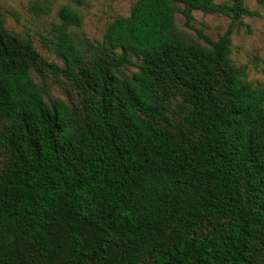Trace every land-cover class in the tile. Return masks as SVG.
Instances as JSON below:
<instances>
[{
  "label": "trees",
  "instance_id": "16d2710c",
  "mask_svg": "<svg viewBox=\"0 0 264 264\" xmlns=\"http://www.w3.org/2000/svg\"><path fill=\"white\" fill-rule=\"evenodd\" d=\"M195 12L227 29L211 39ZM58 16L62 65L0 9V264H264V88L231 60L234 26L259 12L136 0L95 42L72 32L76 10ZM45 73L76 107L45 99Z\"/></svg>",
  "mask_w": 264,
  "mask_h": 264
},
{
  "label": "rangeland",
  "instance_id": "374dc122",
  "mask_svg": "<svg viewBox=\"0 0 264 264\" xmlns=\"http://www.w3.org/2000/svg\"><path fill=\"white\" fill-rule=\"evenodd\" d=\"M136 0H83L75 5L70 0H0L5 27L19 37H29L34 48L50 62L62 65L53 51L56 27L60 24L58 12L64 6H70L81 16V25L72 30L73 33L85 36L89 41H100L108 26L116 17L127 16ZM224 2L226 0H214ZM245 4L259 12V16L243 18L234 26L231 37V60L233 64L244 70L247 80L254 86L264 88V4L257 0H244ZM39 3L43 8L49 7L48 13H41L34 7ZM229 24L223 15L194 13L193 25L201 29L211 39L217 40ZM176 25L180 31L195 37L194 32L183 27L181 15L176 16ZM136 68L129 67L131 74ZM46 74V73H45ZM34 81L41 85L38 74L32 72ZM47 101L62 99L70 107L77 104V96L70 81L60 77V81L46 74Z\"/></svg>",
  "mask_w": 264,
  "mask_h": 264
}]
</instances>
